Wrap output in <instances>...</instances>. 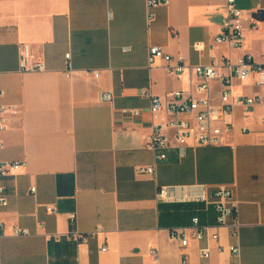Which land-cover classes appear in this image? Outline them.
<instances>
[{
    "label": "crops",
    "instance_id": "0c3cea01",
    "mask_svg": "<svg viewBox=\"0 0 264 264\" xmlns=\"http://www.w3.org/2000/svg\"><path fill=\"white\" fill-rule=\"evenodd\" d=\"M146 2L0 0V105L7 107L0 161L21 163L0 178L7 197L0 206V264H264V107H237L222 144L188 147L183 156L173 147L156 161L146 141L153 124L168 116L153 115L145 94L166 102L199 80L193 66L214 57L235 62L251 54L264 63V0H237L245 14L241 49L214 41L226 0H170L155 9L150 24ZM23 43L45 71L20 70ZM150 46L182 55L183 75H170L164 61L150 68ZM213 87L217 103L219 86ZM233 89L259 91L252 79L234 81ZM101 92L112 99L101 101ZM153 164L155 176L140 171ZM193 184L205 185L211 200L226 186L239 206V241L221 228L208 259L199 256L205 242L192 240L182 249L169 230L199 210L203 222L214 224L212 204L205 211L203 203L157 199L161 186ZM15 226L30 234L14 235ZM100 228L85 244L73 236ZM236 242L238 256L230 251Z\"/></svg>",
    "mask_w": 264,
    "mask_h": 264
},
{
    "label": "built area",
    "instance_id": "2783aa9c",
    "mask_svg": "<svg viewBox=\"0 0 264 264\" xmlns=\"http://www.w3.org/2000/svg\"><path fill=\"white\" fill-rule=\"evenodd\" d=\"M170 0H147L148 23L155 19V9L161 5L169 4ZM257 22L252 21L250 27L257 29ZM245 38V14L244 10L237 6V0H226V11L222 20L220 32L215 36L217 44H225L233 49H241ZM264 57V51L262 53ZM68 69L65 74L72 73L71 53H66ZM160 61L167 63V72L176 77H181L186 70V65L182 55L172 56L167 54L159 46H150L148 51V66H156ZM175 64H172L173 62ZM19 68L22 72H43L46 65L42 60L35 57L32 47L28 43L21 44ZM192 71L198 77V81L187 90H178L171 93V97L166 102L161 98L146 91L150 97V111L153 115L164 112L168 118L161 123H154L152 133L146 141V147L154 153L156 161H163L167 158V151L176 147L181 156L184 155L188 147L217 146L224 142V137L233 128V117L237 107L241 106L246 111H252L257 106L264 107V63L257 62L251 54H245L232 62L230 58L222 56L213 58L210 63L198 64L192 67ZM94 77L98 78L99 71H90ZM252 79L255 87L259 91L253 95L235 93L233 89L234 81H247ZM213 83L219 86L220 96L218 102L214 101L212 91ZM0 94H3L0 92ZM101 101H110V92L99 94ZM7 107L0 105V131L5 128L3 114ZM132 113L139 114L138 110ZM4 147L0 141V150ZM21 166L20 162L3 163L0 161V178L10 175ZM141 172H147L155 176L156 164L143 167ZM35 193L36 189H31ZM208 188L203 184H193L187 186H161L157 192V199L160 202L171 203H203L212 204L214 224L203 222L200 210L191 216L189 223L170 228L171 239L177 241L182 249H186L192 240L205 242L199 248V256L208 259L211 255L210 242H219L221 228H227L230 237L235 241L240 239L241 222L239 220V206L233 200V192L226 186L217 187L213 193L214 199H210ZM5 187L0 183V206L7 202ZM49 211L54 212L52 208ZM71 219L75 214L71 213ZM101 228L89 233L73 234L79 243L85 244L90 238L95 237ZM14 235H29L30 230L15 226ZM103 251L107 247L102 248ZM219 251H223L221 245ZM234 255H240L241 249L236 242L230 247ZM151 253L156 256V248L151 249ZM186 264V261H183Z\"/></svg>",
    "mask_w": 264,
    "mask_h": 264
},
{
    "label": "rangeland",
    "instance_id": "374dc122",
    "mask_svg": "<svg viewBox=\"0 0 264 264\" xmlns=\"http://www.w3.org/2000/svg\"><path fill=\"white\" fill-rule=\"evenodd\" d=\"M240 6H241V7H243V8H246V6H242L241 4H240ZM261 39H264V36H262V38H261ZM262 43H263V41H260V43H258V44H260V45H261Z\"/></svg>",
    "mask_w": 264,
    "mask_h": 264
},
{
    "label": "trees",
    "instance_id": "16d2710c",
    "mask_svg": "<svg viewBox=\"0 0 264 264\" xmlns=\"http://www.w3.org/2000/svg\"><path fill=\"white\" fill-rule=\"evenodd\" d=\"M192 215H194V214H192ZM192 215H191V216H192Z\"/></svg>",
    "mask_w": 264,
    "mask_h": 264
}]
</instances>
